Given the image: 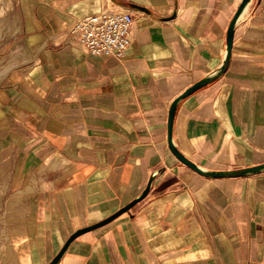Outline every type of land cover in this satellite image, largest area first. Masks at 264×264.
<instances>
[{
	"label": "crops",
	"instance_id": "obj_1",
	"mask_svg": "<svg viewBox=\"0 0 264 264\" xmlns=\"http://www.w3.org/2000/svg\"><path fill=\"white\" fill-rule=\"evenodd\" d=\"M243 1L0 0L27 61L0 85V158L32 190L21 264H49L150 179L57 264H264V168L237 175L264 166V0H248L227 58ZM103 10L133 16L122 60L70 36ZM171 108V145L200 173L171 152Z\"/></svg>",
	"mask_w": 264,
	"mask_h": 264
},
{
	"label": "rangeland",
	"instance_id": "obj_2",
	"mask_svg": "<svg viewBox=\"0 0 264 264\" xmlns=\"http://www.w3.org/2000/svg\"><path fill=\"white\" fill-rule=\"evenodd\" d=\"M3 16L0 13V85L17 80L16 74L25 69L27 62L25 56L13 59L11 48L20 39L15 37V29L7 28ZM25 179L16 176L13 159L0 158V264H21V245L24 233H28L24 230L29 226L28 194L32 191L24 184Z\"/></svg>",
	"mask_w": 264,
	"mask_h": 264
},
{
	"label": "built area",
	"instance_id": "obj_3",
	"mask_svg": "<svg viewBox=\"0 0 264 264\" xmlns=\"http://www.w3.org/2000/svg\"><path fill=\"white\" fill-rule=\"evenodd\" d=\"M132 22L129 12L103 10L74 22L69 33L89 57L122 60L130 45Z\"/></svg>",
	"mask_w": 264,
	"mask_h": 264
},
{
	"label": "water",
	"instance_id": "obj_4",
	"mask_svg": "<svg viewBox=\"0 0 264 264\" xmlns=\"http://www.w3.org/2000/svg\"><path fill=\"white\" fill-rule=\"evenodd\" d=\"M248 0H244L242 2V4L240 5V7L238 8V10L236 11V13L233 16V19L230 22L229 28H228V32H227V38H226V46H227V58L228 55L230 53V49H231V44H232V38H233V26L235 24V22L237 21L238 17L240 16L241 12L243 11L244 7L246 6ZM204 83V82H203ZM198 83L193 85L192 87H190L188 90H186L177 100L182 99L187 97L188 95H190L191 93H193L195 90H197L202 84ZM176 100V101H177ZM176 101L173 103V105L176 103ZM172 111L173 108H171L170 110V114H169V120H168V144L171 148V152L172 154L184 165H186L187 167L191 168L192 170L199 172V170H197L189 161H187L184 157H182L171 145V124H172ZM264 166H258L255 168H251L242 172H239L237 175H243L246 173H254L257 172L261 169H263ZM152 180L150 179L148 185L146 186L145 190L141 193V195L139 197H137L136 199H134L132 202H130L129 204H127L126 206H124L123 208H121L120 210H118L117 212H115L114 214H112L111 216H109L108 218L104 219L103 221L88 226L86 228L80 229L76 232H74L64 243V245L62 246V248L59 250V252L56 254V256L52 259V261L49 264H57L59 262V260L61 259V257L63 256V254L66 252L67 248L69 247V245L76 240L78 237H80L81 235L94 231L96 229H99L101 227H104L108 224H110L111 222H113L115 219H117L118 217H120L121 215L129 212V210L131 208H133L136 204H138L142 199H144V197L147 195L148 190L150 188Z\"/></svg>",
	"mask_w": 264,
	"mask_h": 264
},
{
	"label": "bare ground",
	"instance_id": "obj_5",
	"mask_svg": "<svg viewBox=\"0 0 264 264\" xmlns=\"http://www.w3.org/2000/svg\"><path fill=\"white\" fill-rule=\"evenodd\" d=\"M12 54H15V51H12ZM12 57L14 59V58H17L18 56L17 55H13Z\"/></svg>",
	"mask_w": 264,
	"mask_h": 264
}]
</instances>
